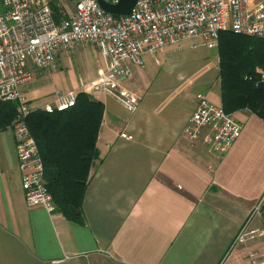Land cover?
I'll return each instance as SVG.
<instances>
[{
  "label": "crops",
  "instance_id": "obj_1",
  "mask_svg": "<svg viewBox=\"0 0 264 264\" xmlns=\"http://www.w3.org/2000/svg\"><path fill=\"white\" fill-rule=\"evenodd\" d=\"M177 44L131 67L122 85L140 96L134 111L109 96L96 97L103 110L82 226L55 209L24 204L12 130H0V264H250L249 253L264 251V234L234 243L264 191V121L246 110L231 113L242 130L220 158L189 145L181 130L195 104L191 85L221 106L219 60L210 53L216 47L189 42L202 56L185 77L173 75L171 59L181 52L167 53ZM72 79L67 91L77 88ZM31 81L19 88L27 102L34 93L51 92L25 91ZM54 98L28 106L41 109ZM249 226L264 233L261 215Z\"/></svg>",
  "mask_w": 264,
  "mask_h": 264
},
{
  "label": "built area",
  "instance_id": "obj_2",
  "mask_svg": "<svg viewBox=\"0 0 264 264\" xmlns=\"http://www.w3.org/2000/svg\"><path fill=\"white\" fill-rule=\"evenodd\" d=\"M102 1L112 5L118 0ZM48 2L0 0V101L15 102L9 128L24 204L46 212H52L54 206L44 187L40 156L26 126L31 109L19 91L32 80L33 70L47 68L60 51L89 44L99 60L95 77L56 95L53 105L45 104L41 110H64L74 105L77 93H85L94 99L109 96L131 112L140 96L122 82L129 78L131 67L141 64L143 55H154L162 47L184 40H198L205 48L214 49L222 31L264 38V0H136L129 13L121 16L104 12L96 0H75L57 23ZM255 71L264 96V68ZM194 99L193 111L181 134L189 145L198 144L220 158L240 135L242 124L203 94L196 93ZM119 137L131 139L124 133ZM263 207L264 191L234 243L264 234L249 226L250 219L260 216ZM247 257L250 264H264V251L251 252Z\"/></svg>",
  "mask_w": 264,
  "mask_h": 264
},
{
  "label": "trees",
  "instance_id": "obj_3",
  "mask_svg": "<svg viewBox=\"0 0 264 264\" xmlns=\"http://www.w3.org/2000/svg\"><path fill=\"white\" fill-rule=\"evenodd\" d=\"M54 22L63 17L55 1H49ZM218 82L224 112L246 110L264 121V96L256 69L264 68V38L222 31L218 35ZM102 104L77 93L74 105L61 111L33 109L26 126L43 167L44 187L54 209L71 223L82 226V198L90 166L97 157L95 140ZM15 102L0 101V130L9 127ZM264 222V207L262 209Z\"/></svg>",
  "mask_w": 264,
  "mask_h": 264
},
{
  "label": "rangeland",
  "instance_id": "obj_4",
  "mask_svg": "<svg viewBox=\"0 0 264 264\" xmlns=\"http://www.w3.org/2000/svg\"><path fill=\"white\" fill-rule=\"evenodd\" d=\"M55 0V3L60 7L61 14L65 13V11H69L72 8V4L75 0ZM0 13L3 11V7L0 5ZM65 10V11H63ZM64 15V14H63ZM189 42L195 43L197 40H190V41H181L175 47L176 51L167 53L169 57L172 53L181 52L175 54L172 57L171 63L175 66L171 69L173 75L176 73L183 75L184 77L187 74V70L194 66V64L199 61L198 59L202 56L199 50L191 48ZM212 56L216 54L215 50H211L210 52ZM143 58V56H142ZM99 65V60L97 58V52L92 48L91 45H79L73 48L67 49L64 52H61L55 58L54 62L51 65L43 70L36 71L34 73L33 79L30 84H28L25 91L31 90H48L50 89L51 92L48 94H40L34 93L32 96L30 95L28 98L30 99V103L32 104H42L43 100H47V102L51 101L53 97L58 94L65 93L70 87H72V78H76L77 86L81 82H87L92 80L95 77L96 69ZM54 73V75L50 76V73ZM49 73V74H48ZM48 74V75H47ZM70 74V75H69ZM75 82V81H74ZM196 84H192V91L196 93L203 92V87L195 86ZM55 95V96H54ZM43 96V97H42ZM41 98H43L41 100ZM37 106V105H36ZM264 168V165H263ZM262 214V213H261ZM255 219V216L250 219Z\"/></svg>",
  "mask_w": 264,
  "mask_h": 264
},
{
  "label": "water",
  "instance_id": "obj_5",
  "mask_svg": "<svg viewBox=\"0 0 264 264\" xmlns=\"http://www.w3.org/2000/svg\"><path fill=\"white\" fill-rule=\"evenodd\" d=\"M136 0H118L116 4H108L102 0H96V3L100 9L104 12L121 16L129 13Z\"/></svg>",
  "mask_w": 264,
  "mask_h": 264
}]
</instances>
